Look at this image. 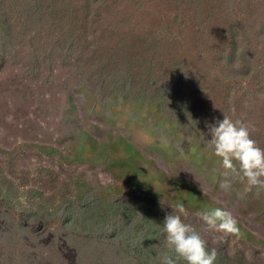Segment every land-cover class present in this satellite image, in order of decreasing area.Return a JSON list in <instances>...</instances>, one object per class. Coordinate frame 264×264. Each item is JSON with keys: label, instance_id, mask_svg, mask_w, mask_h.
Listing matches in <instances>:
<instances>
[{"label": "rangeland", "instance_id": "374dc122", "mask_svg": "<svg viewBox=\"0 0 264 264\" xmlns=\"http://www.w3.org/2000/svg\"><path fill=\"white\" fill-rule=\"evenodd\" d=\"M264 148V0H0V264H158L167 214L222 207L216 264H264V190L208 146Z\"/></svg>", "mask_w": 264, "mask_h": 264}, {"label": "clouds", "instance_id": "9594fccd", "mask_svg": "<svg viewBox=\"0 0 264 264\" xmlns=\"http://www.w3.org/2000/svg\"><path fill=\"white\" fill-rule=\"evenodd\" d=\"M253 131L249 122L233 120L224 114L223 119L209 127L208 146L223 170L225 179L219 186L224 191L231 188L227 178L235 176L246 180L247 191L264 190V148L252 137ZM195 215L203 224V232L214 231L235 239L244 236L238 219L226 208L204 207ZM186 216L183 203H177L175 213L165 216L163 231L168 254L162 255L158 264H216L218 250L209 249L202 231L182 218Z\"/></svg>", "mask_w": 264, "mask_h": 264}]
</instances>
